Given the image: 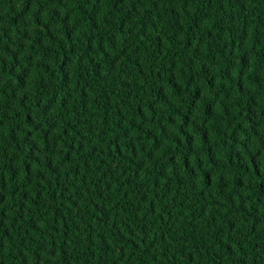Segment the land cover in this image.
Returning a JSON list of instances; mask_svg holds the SVG:
<instances>
[{
    "label": "trees",
    "instance_id": "16d2710c",
    "mask_svg": "<svg viewBox=\"0 0 264 264\" xmlns=\"http://www.w3.org/2000/svg\"><path fill=\"white\" fill-rule=\"evenodd\" d=\"M0 264H264V0H0Z\"/></svg>",
    "mask_w": 264,
    "mask_h": 264
}]
</instances>
